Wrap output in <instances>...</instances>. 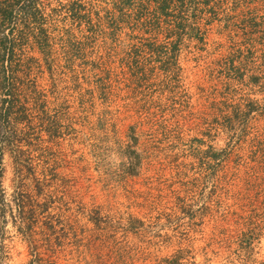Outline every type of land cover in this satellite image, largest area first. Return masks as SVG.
Instances as JSON below:
<instances>
[{
    "label": "rangeland",
    "instance_id": "rangeland-1",
    "mask_svg": "<svg viewBox=\"0 0 264 264\" xmlns=\"http://www.w3.org/2000/svg\"><path fill=\"white\" fill-rule=\"evenodd\" d=\"M154 1L0 0V264H264V0Z\"/></svg>",
    "mask_w": 264,
    "mask_h": 264
},
{
    "label": "trees",
    "instance_id": "trees-1",
    "mask_svg": "<svg viewBox=\"0 0 264 264\" xmlns=\"http://www.w3.org/2000/svg\"><path fill=\"white\" fill-rule=\"evenodd\" d=\"M6 1V0H5ZM8 1V0H7ZM13 2H15L16 4H19L20 2H24V3H32L37 1V0H12ZM69 2H72L73 0H68ZM128 1V0H125ZM170 3L171 0H156L153 3V9L154 11L160 16L165 18L166 20H168L169 12H170ZM75 3L70 4L73 5ZM69 6V5H68ZM12 8L13 5H8L5 8L1 9V13H0V17L2 19V25L5 26V23L7 21H10V19H8L7 21H5L4 19L9 18L12 15ZM33 26L31 28H29L28 25L24 26V29L28 30V32L30 31L31 33H46V24H41L39 22H37L35 19H33ZM25 22V21H24ZM75 22V21H73ZM77 22V21H76ZM79 23V22H78ZM171 27L167 25V29H166V33L170 32ZM24 31V30H22ZM156 31V30H155ZM9 32H12V29H9ZM29 32V33H30ZM24 33V32H21ZM48 33V32H47ZM65 33H69V30H66ZM3 104H7L6 107H3V112L1 115V119L6 123H9L10 118H12V113H11V104L9 101L3 99L2 101ZM6 143L5 141H0V179H2L3 173H4V168H3V159H4V155H5V149H6ZM220 152H216L213 153V155H210L208 158L211 161H214L216 159V157H218L220 154ZM45 171V170H44ZM19 202V214L25 215L27 217H25L24 219H26V221H22L23 223V227H19L18 228V232L19 233H23L24 235L28 234V231L31 233L33 228L35 227V225L38 224V221L35 218V214H36V210L30 206L27 202L24 203V201H18ZM139 222V221H138ZM48 230H52V227L49 228ZM32 234V233H31ZM59 251H56L54 249L53 245H48V247L46 249H44V251L42 253H40V255L38 256V259L33 257V259L30 260L29 264H59ZM38 260V261H37Z\"/></svg>",
    "mask_w": 264,
    "mask_h": 264
}]
</instances>
